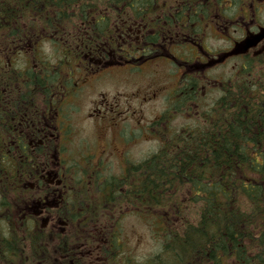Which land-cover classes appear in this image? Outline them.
Returning <instances> with one entry per match:
<instances>
[{
  "label": "trees",
  "instance_id": "1",
  "mask_svg": "<svg viewBox=\"0 0 264 264\" xmlns=\"http://www.w3.org/2000/svg\"><path fill=\"white\" fill-rule=\"evenodd\" d=\"M169 2H51L64 9L56 18H50L51 23L80 20L74 31L78 34L71 36L77 38L75 43L60 44L55 49V55L60 56L59 65L71 66L84 53L95 50L106 53L109 49L124 57L131 53L135 57L144 56L136 59L137 65L154 59L161 38L156 23L149 24L145 39L140 45H132L130 51L121 44V30L118 32L110 24L140 22L142 6L150 7L148 13L154 14L166 5L171 6ZM244 2L177 0L178 6L183 5L177 10L176 28L186 33L203 30L216 17H233ZM80 5L81 12L78 9L79 13L74 14L72 8ZM97 6L104 7L108 14L94 10ZM88 11L91 12L87 15ZM7 16L10 15L3 13L2 20ZM50 29V33H58L59 37L72 32L66 26ZM60 70V66L49 68V86L57 84ZM13 71V81L20 82L21 77ZM28 73L33 84L40 86V76L33 70ZM174 111L187 112L192 123L177 130L161 127L163 142L157 151L139 163L130 164L122 174L106 177L99 186H94L98 180L89 186L83 184L84 188L77 193L70 205L72 217L64 220L68 229L77 224L78 231L93 230L88 234L91 242L78 247L80 256L78 248L75 249L74 242L78 240L75 234L61 236L62 243L48 241L40 234H24V239L14 242L0 239L1 261L54 264L61 256L70 255L74 264H264V51L249 60L230 83L225 82L212 106L198 110V115L185 106L178 105ZM19 165L27 163L19 159L2 162L3 167ZM69 168L78 166L70 164ZM24 181L22 172L1 173L3 184L17 183L14 190H20ZM84 181H89L88 176ZM5 190H11V186L3 185L1 191ZM119 209L130 210L147 221L154 237L161 242L160 252L140 263L117 252L115 240L122 219L116 217ZM31 230L34 231L33 227ZM111 245L114 248H109ZM87 246H92L97 255L86 256L83 248ZM24 250L28 252L24 254ZM50 252L56 254L53 259Z\"/></svg>",
  "mask_w": 264,
  "mask_h": 264
},
{
  "label": "flooded vegetation",
  "instance_id": "2",
  "mask_svg": "<svg viewBox=\"0 0 264 264\" xmlns=\"http://www.w3.org/2000/svg\"><path fill=\"white\" fill-rule=\"evenodd\" d=\"M51 2L56 3L57 0H0V217H23L28 226L35 222L48 229L41 234L59 236L67 232L64 218L72 217L70 205L77 196L78 186L85 183L82 181L83 173L90 176L89 184L98 180L97 186L106 177L123 173L130 165L135 138L130 134L127 118L110 119L109 114L104 113V101L94 100L84 108L77 103L87 84L102 81L110 66L130 63V60H124L114 52L105 53L104 57L97 50L84 54V59L75 64L80 67V72L76 76L71 75L67 67L64 72L58 71L57 85L49 86V68L41 61L34 66V73L41 78L40 86L33 84L26 74L27 70L21 71L20 82L13 81L15 53L18 55V52L24 51L26 61L34 63L32 60L37 56L33 52L28 60L33 48L26 47L53 44L55 40L64 42L63 39L45 37L46 33L43 32L51 26L68 27L67 22H50V18H56L64 10L51 5ZM169 3L172 5H166L154 14L148 13L150 7L142 6L141 25L133 21L115 25L116 28L125 29L123 34H128L137 26L142 27L139 36H129L131 43L145 39L144 31L150 22H155L161 29L157 52L164 46L166 56H157L155 61L165 60L171 65L173 72L170 79L174 84L169 88L160 85L154 92L146 94L145 99L152 94L162 102V111L156 119L158 122L169 120L171 111L178 105L191 109L195 107V114L198 115L199 108L205 106L201 100L203 90L207 88L208 93V86L198 79L197 71L201 68L220 63L236 51L234 57L237 65L227 76L230 83L240 68L264 51V40L247 52L243 46L245 39L264 30V0H245L233 17H216L212 24L195 35L191 30L187 33L177 31V10L183 3L180 6L177 0H170ZM191 8L188 10L191 11ZM3 13L10 15L4 21ZM33 30L41 31L37 41H29ZM209 31L229 42V49L217 54L207 50L203 41ZM3 40L6 41L5 45L12 43L10 48L2 49ZM13 46L19 48L13 49ZM34 50L39 52L38 48ZM143 57L134 56L132 61ZM147 64L139 70L143 72ZM96 74H101V77H94ZM227 77L212 80L214 93H221ZM208 85L211 86V81ZM216 100L211 96L208 105ZM141 132L143 136L144 129ZM76 156L80 166L78 169L68 168L66 164L77 161ZM15 159L26 161L27 165L2 166V162L11 163ZM115 165L119 168L117 171H114ZM3 170H8L12 175L22 172L25 181L20 184V190L13 189L17 183L1 182ZM78 178L81 181H77ZM3 185H10L11 190L2 192ZM60 264H73V260L66 255Z\"/></svg>",
  "mask_w": 264,
  "mask_h": 264
},
{
  "label": "rangeland",
  "instance_id": "3",
  "mask_svg": "<svg viewBox=\"0 0 264 264\" xmlns=\"http://www.w3.org/2000/svg\"><path fill=\"white\" fill-rule=\"evenodd\" d=\"M69 23H74L69 22ZM72 30L71 34H78ZM32 36L29 37V41H37L36 38L39 33L31 31ZM50 35V34H48ZM40 36V35H39ZM3 37H6L3 36ZM70 37V36H69ZM239 37V35H238ZM5 40L2 41V49L10 48L11 42L8 45H5ZM4 43V44H3ZM204 46L213 54L219 53L224 49H229V42L220 38L219 36L213 35L211 32L204 39ZM42 48L45 53H52L55 46L52 45H38ZM13 49H16L14 46ZM37 48V46H35ZM234 54H237L236 51L229 54L227 57L223 58V61L216 63L215 65H210L205 68H201L200 71H197L198 79L201 83L208 86L203 90V95L201 100L205 107H210L208 105L210 97L218 98L220 94L218 92L214 93V88L212 86L213 79H219V77H227L230 75L237 65L235 62L236 58ZM48 55V54H47ZM17 59L14 61L17 68H22V70H32L34 69L35 63L30 67H27L26 58L20 57L14 54ZM229 59V60H228ZM52 62H55L54 59H51ZM55 65V64H54ZM159 65V66H157ZM157 66V67H156ZM28 68V69H27ZM64 68L62 72H64ZM113 70V71H112ZM172 67L165 60L160 61H151L144 68L143 72L132 71L128 66L117 67L109 69L106 71L107 75L102 81L98 80L97 82L88 83L84 89V94H82L77 100V103L84 107H89V103H93L94 100H101L106 103L104 107V113L109 114L110 119H125L129 120L130 125V134L135 138V143L133 144V149L130 153V156L141 159L143 157L149 156L152 152H155L161 146V141L155 138L154 132L158 129H161L164 125H167L166 122L164 125L162 123L154 124L158 119L159 112L162 111V102L158 97L146 98V94L154 92L160 85L172 86L174 83L170 79L172 77ZM94 77L100 78L101 74H96ZM222 79V78H221ZM211 81V86L208 85V82ZM169 88V87H168ZM157 92V91H156ZM148 96V95H147ZM103 102V104H104ZM109 104L110 106H108ZM109 108L108 110L105 108ZM204 108V109H206ZM196 109V108H195ZM187 113V112H186ZM182 114L183 116H175L174 120L170 121V125L173 129L177 130L180 127L191 124V119L188 118V114ZM152 127H156L152 128ZM144 129V135H141V131ZM138 137L140 142H138ZM119 168L117 165L114 166V171H117ZM126 211V210H125ZM7 226L9 231L12 234V238L15 240L24 239V231L22 228H19L17 222L14 219L7 221ZM76 227L67 229V234H75L78 237L75 243V249L78 248L81 244L91 242L88 234L93 231L88 229L85 233L84 231H78ZM95 227L94 229H96ZM120 234L119 237L115 240V247L117 252H120L125 256H129L134 259V262L145 261L146 258L150 257L154 253H158L161 250V242L154 237V233L147 223L146 220L138 217L135 213L128 212L125 217H122L119 221ZM59 230V229H57ZM35 234H41L40 231H37ZM47 240L52 242H59V236H55L53 233L45 236ZM84 240V242H83ZM94 248H98L97 242L93 244ZM92 246L84 247L83 250L85 255L90 257V254L95 251ZM114 248V246L112 247ZM78 250H80L78 248ZM28 250H24L26 254ZM51 259H53L56 254L49 253ZM121 257V255H120Z\"/></svg>",
  "mask_w": 264,
  "mask_h": 264
},
{
  "label": "water",
  "instance_id": "4",
  "mask_svg": "<svg viewBox=\"0 0 264 264\" xmlns=\"http://www.w3.org/2000/svg\"><path fill=\"white\" fill-rule=\"evenodd\" d=\"M263 39L264 32L262 34H258L257 36L251 39L246 40L244 44L245 50H249L252 47H256Z\"/></svg>",
  "mask_w": 264,
  "mask_h": 264
}]
</instances>
